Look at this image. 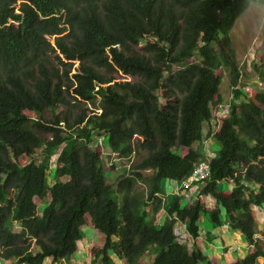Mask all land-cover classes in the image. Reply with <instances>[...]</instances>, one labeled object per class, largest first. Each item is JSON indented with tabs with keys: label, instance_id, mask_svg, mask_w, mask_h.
I'll return each mask as SVG.
<instances>
[{
	"label": "clouds",
	"instance_id": "9594fccd",
	"mask_svg": "<svg viewBox=\"0 0 264 264\" xmlns=\"http://www.w3.org/2000/svg\"><path fill=\"white\" fill-rule=\"evenodd\" d=\"M155 1L159 8L162 3L172 7L181 5L197 13L194 20L197 47L185 57L184 65L180 66L177 60L171 63V55L160 54L158 45L161 35L151 33L138 35V39L131 41L128 48L111 41L103 49L99 43L98 47L105 53V62L108 61L103 68L96 69L91 61L80 59L75 51L89 24L85 21L87 16L92 19L108 16L110 25L119 24L121 27L120 23L126 22L129 16L138 11L158 9L152 4L153 0H0V48L11 49L12 58L16 61L30 36H38L46 48L41 57L49 72L39 76L36 71V78L51 82L54 87L46 92L45 100L53 97H47L51 91L54 94L61 91L64 97H57L55 106H43L38 112L26 107L19 110V117L24 116L27 120L25 125L32 126V135H27L24 142L39 140L43 147L36 149L31 157H18L17 162L24 159L25 164L19 163L21 166L39 163L44 158L42 149H47L44 171L47 189L44 197H33L29 215L21 212L18 219L11 220L9 232L12 245L9 248L14 247L17 251L37 250L33 230L45 219L54 202L55 186L62 183L64 196L90 197L98 203L108 224L120 221L130 209L139 208V213L144 214V233L139 231L140 235H135L130 241L132 255L127 258L121 255L117 246H106L109 239L102 230L103 226H96L84 213L76 226L78 238L70 249L56 258L45 257L42 264L46 260H50V264H165L178 257L181 264H264V202L258 203L260 198L264 199V179H245L247 167L241 162H233L231 168L238 174L214 182V192L224 197L240 187L241 199L247 209L240 208L232 213H228L224 204L212 193L205 192L211 179L210 164L218 158L221 150L217 135L228 117L230 103H218V96H215L217 104L210 105L208 115L200 122L199 138L190 143L183 141L180 144L176 137L161 133V129L153 124L148 131L149 144L143 147L140 141L144 140V136L133 131L130 138L133 150L127 156L122 155L121 149L110 142L109 133L94 129L88 122L90 115L101 116L104 112L108 113L109 119L123 118L121 111L114 113L106 108L103 94H113L116 98L122 96L130 101L128 93L132 91L139 104L147 102L153 107V114L167 109L176 99L170 97L164 88L166 78L169 74L179 78V73L189 66L202 68L205 57L199 48L207 45L217 49L218 53L233 49L236 60L233 37L242 36L247 30L248 34L257 31L264 33L261 25L264 23V0ZM32 12L38 16L27 17ZM51 28L53 31H50ZM112 49L119 52L117 57H113ZM261 54V64H264V48ZM85 66L98 71L108 80L94 82L93 97L82 101L74 90L79 88L77 76L82 74ZM261 72L262 77L264 68H261ZM215 74L221 76L218 89L222 99L224 95L220 87L225 79L229 87V75L223 69L216 70ZM12 83L15 86L0 84V103L7 102L17 90L23 89L35 100L44 98L25 88L19 79L12 80ZM238 85L239 82L236 89L243 96H250ZM228 92L230 101V87ZM184 94L181 91V95ZM176 96L178 98V91ZM254 98L255 94L252 100ZM258 105L264 109L263 105ZM79 108L86 110V118L67 129L65 117L70 115L73 123ZM122 110L126 112L124 108ZM127 120L125 117L123 124L125 129H130L132 122ZM179 129L180 124L177 133ZM214 142L219 150L210 155L207 147L214 146ZM86 147L92 152L91 155L86 154ZM37 154L39 160H36ZM194 154L196 157L189 173L182 171L173 178L160 177L158 166L166 158H176L188 164ZM260 161V168L264 169V156L258 158L255 166H259ZM123 164L124 168L121 167ZM78 172H84V175L81 178L71 177V173L77 175ZM95 174H99L101 185L93 188ZM239 175L243 177L241 181L237 179ZM72 180L79 191L68 185ZM16 194L21 192L11 183L0 179V198L6 195L12 198ZM9 205L13 215L15 206ZM189 211L191 213L188 215ZM190 219H194V222L191 223ZM233 219H243V222L236 226ZM162 231L168 233L172 248L169 242L159 243L155 239ZM229 232L232 233V241ZM110 240H115V237L112 235ZM6 248L0 240V264H16L18 258L2 256ZM161 249L163 257H159Z\"/></svg>",
	"mask_w": 264,
	"mask_h": 264
},
{
	"label": "trees",
	"instance_id": "16d2710c",
	"mask_svg": "<svg viewBox=\"0 0 264 264\" xmlns=\"http://www.w3.org/2000/svg\"><path fill=\"white\" fill-rule=\"evenodd\" d=\"M152 4L158 9L138 11L129 16L126 22L120 23L121 27L119 24L110 25L108 16L103 19H92L87 16L85 21L89 24L83 31L75 50L78 52V57L82 60L91 61L96 69L103 68L106 66L105 63H108L107 60L105 62L103 50L107 46V42L113 41L115 44H120L122 48H128L131 41H136L144 33H151L161 35L158 45L160 54L171 55V63L177 60L180 66L184 65L185 57L197 47V37L194 33L196 29L194 20L197 13L181 5L172 7L162 3L159 8L155 0ZM41 14L45 16L44 13ZM36 16H38L36 12L27 15V17ZM41 29L47 30V28ZM50 31H53V28ZM163 42L166 45L163 46ZM99 43L103 49L98 47ZM45 51L46 48L35 34L30 36L29 42L24 46L16 61L12 58L11 49L0 48V84L15 86L12 80L19 79L22 85L25 84V88L44 97L35 100L23 89L17 90L7 102L0 103V179L11 183L12 187L21 192L12 198L7 195L0 198V240L8 247L2 256L7 259L18 258L16 264H42L43 259L47 256L56 258L65 254L78 238L76 226L85 213L96 226H103L102 230L109 239L106 246H117L121 250V255L129 258L132 255L129 246L131 245L130 241L135 235H140L139 231L144 233V214L139 213V208L130 209L120 221L108 224L106 217L102 216L98 203H95L90 197L69 198L64 196L62 183L55 186L54 202L48 209L45 219L39 222L36 229L33 230V237L37 239V250L17 251L14 247L9 248L12 245L11 233L9 232L11 220L18 219L21 212L29 215L33 205V197H44L47 189V178L44 174L47 149H42L41 154L44 158L39 163L21 166L17 162L18 157H31L32 154H35L36 149L43 147L41 142H38L39 140L24 142L27 135H32V126L25 125L27 120L24 116L19 117V110L26 107V109L38 112L43 106H55L57 97L64 99L61 91L56 94L51 91L47 97H53L45 100L46 92L54 87L51 86V82L36 78V71L39 76H44L49 72L41 57ZM111 52L113 57H117L119 54L116 49H112ZM199 52L205 57L202 68L189 66L179 73V78L171 74L166 78L164 88L170 97L176 99V102L169 105L167 109L153 114L155 112L153 107L147 102L139 104L135 93L132 91L128 93L130 101L122 96L116 98L113 94H103L107 102L106 108L114 113L121 111L124 115L123 118L109 119L107 118L108 113L104 112L101 116L90 115L88 122L94 129L109 133L110 142L116 148H120L124 156L129 155L133 150L130 139L133 131H138L144 136V140L140 141L141 146L144 147L149 144L147 142L148 131L153 124L161 129V133L176 137L180 144L183 141L190 143L199 138L200 122L208 115L210 105L217 104L215 103V96H218V103L222 101L218 89L221 76L215 74V71L223 69V72H227L229 75L232 98L228 102L230 103L228 117L217 135V139L221 143V150L218 158L210 164L211 179L205 192L212 193L224 204L227 212L232 213L240 208L247 209L246 203L241 199L240 187H236L229 196L224 197L214 192L213 184L224 177L238 174V171L231 168L233 162H241L247 167L244 174L245 179L249 181L253 179L262 181L264 179V169L260 168L262 162H259V166H255L258 158L264 156V109L258 105L260 103L264 106V87L258 88L254 100L245 98L242 92L236 89L240 70L233 49L218 53L217 49L206 45L199 48ZM195 69L196 71H194ZM81 73L77 76L80 89L77 87L74 93L79 96L80 100L87 101L93 97L94 82L100 83L107 81L108 78L96 70H91L88 66L83 67ZM260 82L264 84V76ZM177 91L179 92L178 98L176 96ZM181 91H184L185 94L181 95ZM79 110L76 118L73 119V123H71L70 115L65 117L64 122L67 129L86 118V110L80 108ZM125 117L132 122L130 129H125L123 124ZM179 124L180 129L177 133ZM85 152L88 155L92 154L87 147ZM195 157L194 154L188 164L176 158H166L158 166L160 177L173 178L182 171L189 173L192 170ZM97 170L101 171V169ZM70 175L72 178H81L84 172H78L77 175L71 173ZM242 178L241 175L237 176L239 181ZM68 185L79 191L73 180ZM99 185H101L100 176L95 174L92 187L96 188ZM88 195L101 202L96 196L90 193ZM261 202H264V199L260 198L258 203ZM9 204L15 206L13 215L12 207ZM190 213L191 211L188 212V215ZM233 221L236 226H239L243 219H233ZM190 222H194V219H190ZM191 231L195 232V230ZM112 235L115 240H110ZM168 237V233L162 231L155 239L159 243H166L169 242ZM140 239L142 238L140 237ZM169 246L172 248L170 242ZM163 255L161 249L159 257H163ZM180 261L181 259L178 257L165 264H181Z\"/></svg>",
	"mask_w": 264,
	"mask_h": 264
},
{
	"label": "rangeland",
	"instance_id": "374dc122",
	"mask_svg": "<svg viewBox=\"0 0 264 264\" xmlns=\"http://www.w3.org/2000/svg\"><path fill=\"white\" fill-rule=\"evenodd\" d=\"M264 27V23H262ZM247 32L242 36L233 37V45L236 50V60L237 65L240 69L239 76V85L243 92L250 96H245V98H253V95L258 90L259 87L264 86L261 80L260 73L261 68H264V64H261V53L264 48V33L255 32L253 34H248ZM218 73V72H217ZM228 84L226 79L220 87V91L223 93L224 97H222V101L224 103H228L229 99L227 98L228 92ZM31 115V114H30ZM94 148V146H92ZM208 151L210 155H214L215 152L219 150V146L216 142H214V146H208ZM36 160H39V155L37 154ZM19 163L21 165L25 164L24 159H19ZM124 164L121 167L124 168ZM92 233L94 230L92 229ZM230 241H232V233L229 232ZM50 260H46L44 264H50Z\"/></svg>",
	"mask_w": 264,
	"mask_h": 264
}]
</instances>
